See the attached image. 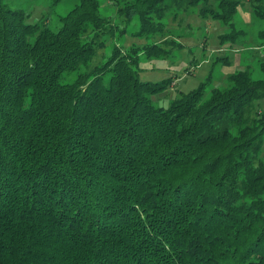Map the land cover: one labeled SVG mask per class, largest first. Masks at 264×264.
Instances as JSON below:
<instances>
[{"label":"trees","instance_id":"trees-1","mask_svg":"<svg viewBox=\"0 0 264 264\" xmlns=\"http://www.w3.org/2000/svg\"><path fill=\"white\" fill-rule=\"evenodd\" d=\"M6 1L0 264H264V83L240 71L231 88L206 97L204 83L157 107L169 81L140 80L138 49L159 55L147 43L116 46L63 83L103 47L100 0H80L58 30ZM169 1L227 22L263 0ZM163 2L136 0L122 15L153 34Z\"/></svg>","mask_w":264,"mask_h":264},{"label":"rangeland","instance_id":"rangeland-1","mask_svg":"<svg viewBox=\"0 0 264 264\" xmlns=\"http://www.w3.org/2000/svg\"><path fill=\"white\" fill-rule=\"evenodd\" d=\"M136 0H100V15L107 20L105 34L97 43V57L93 63L80 66L78 70L64 74L63 83H75L88 70L108 57L113 48L143 46L145 43L158 56L146 55L139 50V77L143 82L169 85L153 95L155 106L168 108L182 95L205 85L206 97L213 90L232 87L231 77L246 71L254 82L264 83V0L259 8L250 2L236 8L232 19L227 22L204 18L199 7L183 9L164 0L159 13L148 19L153 34L143 32L138 17L127 21L122 11ZM215 1V2H214ZM219 0H210L216 8ZM9 8L21 10L29 15L28 22L46 23L52 30L62 26V19L80 0H7ZM211 4V5H212ZM259 10L258 14L255 10ZM161 14V15H159ZM91 30L95 32L94 29ZM144 33V35H143ZM103 41V44H102ZM264 110V99L259 102Z\"/></svg>","mask_w":264,"mask_h":264}]
</instances>
